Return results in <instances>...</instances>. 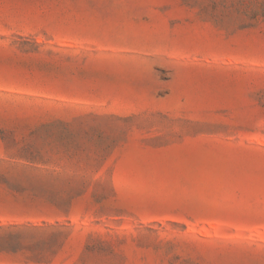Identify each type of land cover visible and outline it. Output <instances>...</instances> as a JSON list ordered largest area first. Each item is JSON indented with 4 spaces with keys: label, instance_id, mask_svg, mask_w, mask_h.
I'll return each instance as SVG.
<instances>
[{
    "label": "rangeland",
    "instance_id": "obj_1",
    "mask_svg": "<svg viewBox=\"0 0 264 264\" xmlns=\"http://www.w3.org/2000/svg\"><path fill=\"white\" fill-rule=\"evenodd\" d=\"M249 4L0 0V264H264Z\"/></svg>",
    "mask_w": 264,
    "mask_h": 264
},
{
    "label": "trees",
    "instance_id": "obj_2",
    "mask_svg": "<svg viewBox=\"0 0 264 264\" xmlns=\"http://www.w3.org/2000/svg\"><path fill=\"white\" fill-rule=\"evenodd\" d=\"M244 1V0H242ZM250 2V6L240 8V12H244L248 15L250 23L248 27H256L260 20H264V0H245ZM244 10V11H243ZM242 22H240L241 24ZM247 26L242 25L241 29L246 28Z\"/></svg>",
    "mask_w": 264,
    "mask_h": 264
}]
</instances>
